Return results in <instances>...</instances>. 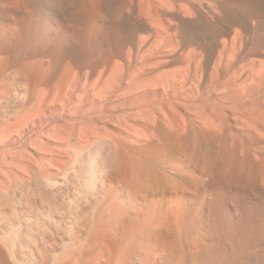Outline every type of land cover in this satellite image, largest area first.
I'll use <instances>...</instances> for the list:
<instances>
[{
	"label": "rangeland",
	"instance_id": "obj_1",
	"mask_svg": "<svg viewBox=\"0 0 264 264\" xmlns=\"http://www.w3.org/2000/svg\"><path fill=\"white\" fill-rule=\"evenodd\" d=\"M10 1L0 0V8L17 6L18 0ZM259 2L54 1L53 11L60 17L64 15L66 25H74V16L83 11L89 18L91 29L96 27L102 33H107L112 25L114 31L109 44H112L113 39L120 38L126 41V48L122 54H116L112 45L101 51V67L95 74V77L100 78L101 91L96 96L92 86L94 75L88 64H76L77 57L64 59L52 86H44L48 92L41 105L42 112L27 125L13 123L10 131L0 137V201L3 197L1 194L8 192L12 204H17L22 190L25 189L26 193L28 186H34L35 174L27 171L29 169L26 167L22 168L24 161L19 166L14 164L16 159H29L44 183H63L74 190L86 189L85 183L90 184V178L87 177L92 174L94 178L99 172L98 168L103 170V163H107L118 171L117 178L112 182L115 205L123 203L124 212L134 211L135 219H143L142 223L135 221L138 238L145 239L148 236L152 228L147 226L158 213L166 215L169 209L175 212L171 221L173 226L168 233L176 237L174 239L179 240L182 247L178 250V259L172 264H264V228L260 233L254 231V236L252 233L250 236L247 234L248 237L241 234L234 222L235 205L239 202L254 217L262 214L264 225V47L259 44L256 35L257 21L249 19V11L258 7ZM155 25L163 27V37L159 42L154 37ZM218 25L223 26L224 31L210 61L207 53L190 41L193 35H198L206 45H211L208 34ZM65 27L62 25L60 28L63 30ZM76 44H70L72 55L76 54L73 50ZM38 61V75L49 76L51 59ZM14 87V83L8 85L12 90H15ZM19 92L16 88V94ZM10 106L9 103L1 102L0 120L9 112ZM91 135L94 137L90 138ZM79 149H83L82 152ZM82 159L86 161L83 163ZM6 162L14 165L8 168ZM138 169L141 176H136L135 180L132 176ZM1 171L3 174L7 171V176L10 173L11 178L4 176ZM3 177L14 181L11 180V183ZM3 180L6 185H14L6 188ZM16 181L20 182L15 184ZM240 182H244L243 186ZM122 183L130 186L134 192L132 203L127 201V197L120 196L124 189ZM175 186L179 188L175 196L159 192L165 187L174 192L171 188ZM156 192L158 196L154 197ZM187 192L193 198L184 200L185 195L182 194ZM89 196L88 201H92L93 193ZM144 199L152 200L156 205L153 203L151 208L144 206ZM19 203L15 205L17 208ZM183 204H189L191 208V214L188 215L191 216L190 221L182 222L179 219L176 210ZM145 208L150 210L146 211ZM214 213L220 220L216 228L210 221ZM203 236H208L213 258L209 253H201L205 255L202 257L201 254L194 256L192 252L193 241ZM23 237L24 233L19 236L12 233L3 241L0 239V264H41L52 261L50 248L35 236L28 237L33 238L27 240V245L22 244L23 251L20 250L22 246L12 243ZM40 250H45L43 253L48 260H41L44 254ZM47 253L50 255L47 256Z\"/></svg>",
	"mask_w": 264,
	"mask_h": 264
},
{
	"label": "bare ground",
	"instance_id": "obj_2",
	"mask_svg": "<svg viewBox=\"0 0 264 264\" xmlns=\"http://www.w3.org/2000/svg\"><path fill=\"white\" fill-rule=\"evenodd\" d=\"M54 1L59 2V0H18L17 6L15 7L13 5L15 8L14 7L0 8V104L1 102H5L11 105L10 106L11 108L9 110L6 108L9 112H7V114H5V116L0 120V137L1 136L4 137V135H6L10 131L9 129H11L13 123L14 124L26 123L25 125H27L28 122L31 123L30 120L35 115H39L42 112L41 105L43 104L42 103L43 99H45L44 97L47 95L48 92L47 89H44V86H46L47 88H50L52 86L54 79L56 78V76L58 75L61 69L62 62L66 57H73V58L77 57L78 62L76 64L79 65L88 64L94 75L92 86H93L94 95L96 96V94H98L101 91V88L99 86L100 78L95 77L97 70L101 67V63H100L101 51H103L106 47H108V45L113 46V50L116 52V54H120V53L122 54L125 51L126 41L120 38L113 39L112 44H109L108 41L111 40L110 37L113 36L112 32L114 31V27L112 25L109 27L110 30L107 33H102L96 27L94 28L91 26L92 27L91 29L89 25L90 23L88 21L89 18L85 16L83 11L77 12V15L74 16L73 19V22H75L74 25H66L67 22L64 15L60 17L58 14L54 13L52 8V3ZM11 2L12 1L8 2V5ZM249 16H250L249 19L257 21V23H255L256 35L259 44L264 47V0H260L259 6L249 11ZM236 23L240 25L237 19H236ZM62 25L66 26L65 29L63 30L60 28ZM155 28H156V33L154 34V37L156 38V40L158 39L159 42V39L163 37V32H162L163 27L161 28L160 26H156ZM223 31H224L223 26L218 25L212 28L211 32L208 34V39L212 43L211 45H206L199 38L198 35H193L191 37L190 43H192L193 45L195 44L198 45V47H200L202 50H204L207 53L208 58L210 59V61H212L214 57L215 48L220 44L219 37ZM70 40H72L71 43L77 42L76 46H73L74 48L73 50L76 53L73 55L72 53H70V51L72 50V47H70L71 43H68V41ZM84 47H87L88 50H86ZM43 58L51 59L52 61V65L50 68L51 73L49 76L40 77L38 75L39 74L38 59H43ZM130 67L131 64H129V68ZM10 83L15 84L17 90L20 91L18 94H16L15 87H14L15 90L8 88V85ZM33 94H35V97L33 96ZM97 131L98 129L94 131L95 134H97ZM93 137L94 135H91L90 138ZM11 159H13V157ZM83 160L84 159H82V161ZM110 160L114 161L113 159ZM21 161H24V166L22 168L26 167L25 169H29L27 171L33 172L35 174L34 175L32 173L35 176L34 186L31 188L30 186H28L29 188L27 187L28 189H26V193L24 191L25 190L24 188H21V186L19 188V186H17V188L19 189H24L22 190L24 194L23 192H21L22 195L19 201L20 203L18 202L20 204L19 208L16 207L18 203L14 205L12 204L13 203L12 197H10L9 194H7L8 193L7 191H6L7 193L3 192V194H1L3 196L2 200L0 201V239L1 240L2 239L4 240L5 238H7L8 235H11L12 233L18 234V236L24 233L25 238L23 237L22 240L19 239L18 241L15 240L12 242L17 246H22V244L23 245L24 243L26 244L27 240H32L33 237L29 239L31 235L35 236V238L36 239L38 238L42 243L43 242L46 243L47 248L48 247L50 248V253H53L52 261L43 263L42 261H45V259L48 260V258H45L46 254L43 253L45 250L43 252L40 250V252L44 254L43 256L44 260L41 257L42 258L41 264H165V263L172 264L175 263L174 261L176 259H178L177 258L178 250L182 246H180V243H178L179 240H176L177 239L176 237H174L176 238L174 239L173 237H171L170 233H168L170 230L169 228L173 226V223L171 221L175 217L173 215L175 212H172L173 210L170 211L171 209H169L168 211H166L165 213L166 215H160V213H158V215L154 217L153 221L151 223L149 222L150 224H148L147 226L148 228H152L150 232L148 231L149 232L148 236L145 239L144 238L140 239V237L138 238L137 237L138 230L137 227L135 226V224L137 225V223L135 221H139V220L138 218L135 219L133 213L134 211L133 212L128 211V213L124 212L123 206L125 205H123V203H120L119 206H116L113 201L114 191L112 190L113 189L112 182L117 178L118 171L113 169L112 166L107 165V163H103L102 166L104 169L100 171V167H99L98 168L99 172L94 175V178L91 177L92 174L90 175V177L86 176L87 178H90L89 181L90 184L87 185L85 183L86 189L83 188L84 191H86L85 193L83 189L74 190L70 186L68 187L63 183H56V182L53 184L48 182L44 183L45 181L44 182L42 181V178L41 176H39V173L36 174V171H34V168H32L31 166L32 164H30L29 159L26 158H22L18 160L16 159L14 160V164L17 163L18 165ZM85 161H83V163ZM7 162H6V167L8 168L9 166L11 167L13 163L11 164ZM93 168L95 169L96 167H92V169ZM77 170L76 173L78 172ZM80 171L79 174L81 173ZM85 171L89 173V171L87 170ZM135 171L136 174L132 176V178L137 180L136 176L137 177L141 176V173L139 172V169ZM234 171L236 172V169ZM6 172L7 171H5L4 174L2 172V174L4 176H7L8 174H6ZM86 172L85 175H87ZM9 176H11L10 173ZM9 176H7V178H11ZM14 177H16V175ZM48 177L50 179V176ZM5 178L6 177H3V179ZM7 178L5 180H8ZM5 180H3V182ZM11 180L12 179L8 181L10 182ZM17 182L20 181H16L15 184H17ZM242 183L244 184V182ZM242 183L240 182L241 186H243ZM4 186H6L7 188L9 184L6 185V181H5ZM79 187H81V185ZM123 187L124 189L122 188L120 196L127 197L128 198L127 201L129 203H132L134 199V192L131 190L130 186H124L123 184ZM1 189L2 188H0V190ZM163 189L164 188L160 189L159 191L163 195L172 194L175 196V193L179 192L178 190L179 188L177 186L171 188L173 189L174 192H171L169 187H165V190ZM180 191L182 193V190ZM91 192L93 193L94 198L91 197L92 201L91 199L88 201L87 196H89ZM188 192L187 194H182L185 195L184 200L186 199L189 200L191 197L193 198V195L190 196ZM151 193L152 192H150V194ZM156 196H158V192H156V194L154 195V197ZM151 201L144 199V202L146 203V205L144 206L147 207L150 206L151 208L153 203L154 205H156L154 201L153 202ZM188 205L183 204L181 205V207H178V210H176L178 215L180 216L179 219L182 220V222H185L187 220L190 221L189 218L191 216L188 217V215H190L191 212L189 214L190 207ZM258 208L259 210L261 209L260 207ZM144 210L149 211L150 209L145 208ZM235 211H236V216L234 222L235 224L237 223V227L238 229H240L241 234L243 233V236L247 234L249 235L251 233L253 235V233H255L256 231H259L258 233H260V231L264 228L262 214L260 215V217L259 215H257L258 217L255 216L257 217L255 218L253 215H251L253 213L248 209H246L239 202L235 205ZM161 213H163V211ZM218 219L219 217H216L215 213H214V218L212 217L210 218V221H212L211 223L214 224L212 225L214 226V228H216L215 225L218 223V221L220 222V220ZM141 223L139 224L142 225ZM210 225L211 224H209V226ZM1 235H3V237H1ZM26 235L27 236L29 235L28 236L29 238L26 237ZM34 241L35 239H33L32 242L34 243ZM194 241L191 247L193 249L192 252L194 256L195 255L198 256L197 254H201V253L203 254L209 253L208 255L211 258L214 257L212 254H210L211 251L210 248L212 247L208 243V236L206 237L203 236L200 239ZM36 248H38L37 245ZM21 249L22 251L24 250L23 246L20 248V250ZM31 251H33V249ZM11 253L13 252L11 251ZM48 255L50 254L47 253V256ZM25 257L27 258V256ZM210 257L208 258L210 259ZM14 259H16V257Z\"/></svg>",
	"mask_w": 264,
	"mask_h": 264
}]
</instances>
